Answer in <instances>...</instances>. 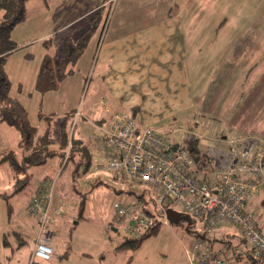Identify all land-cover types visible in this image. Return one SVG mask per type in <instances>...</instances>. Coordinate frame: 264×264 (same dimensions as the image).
Returning a JSON list of instances; mask_svg holds the SVG:
<instances>
[{"label": "crops", "instance_id": "1", "mask_svg": "<svg viewBox=\"0 0 264 264\" xmlns=\"http://www.w3.org/2000/svg\"><path fill=\"white\" fill-rule=\"evenodd\" d=\"M59 1L48 0V4L44 3V0L28 1L27 19L16 25L12 31V37L20 48L10 53L7 58L6 69L10 80L12 67L16 64L14 70L17 69L21 73L19 82L22 83L25 77L34 75L36 82L45 53L60 54L49 51L50 45H61L53 43L46 46L48 39L56 32L73 27L77 19L87 17L86 23L66 34L76 39L90 28L91 16L98 8L104 5L106 10H109L112 5V9L109 10L104 24L92 34L82 54H89L94 65L91 92L87 104L84 105L94 117L89 121L92 131L86 136L84 126L81 127L82 133L80 132L76 139L73 136L77 141L73 152L69 144L62 149L56 138L52 145L56 155L50 158L60 157L62 162H67L77 154L78 157L74 160L84 163V172L92 166L107 171L96 164V157L100 154L96 138L97 124L108 126L116 112L125 111L131 113L140 126L153 125L160 128L169 119L193 111L196 100L204 102L205 93L212 87L217 74L219 79L214 95L206 99L208 105L205 107L208 109L211 103L216 104L219 116H232L236 131L239 129L242 132L236 138L228 140L232 145L230 156L226 158L229 162L225 168L228 169L233 163L240 161L241 150L246 144L257 142L258 148L264 145V0H114L113 4L111 0H99L88 6L79 16H73L71 7H67L69 0ZM54 5L63 12L62 16L58 15L53 20L49 12ZM67 13L70 15H66ZM34 42H41L43 48L38 65L33 63L39 58L36 52H30L33 54L32 58L25 56L27 52L16 56L15 59L10 58L12 54ZM194 78L201 79L202 83L195 87ZM79 87L78 84L76 88ZM195 90H198V95ZM49 93L48 91L42 94L43 100ZM15 97L23 102L20 96ZM7 124L0 122V143L5 139L10 144L5 147L0 145V155L5 151L14 150L16 156L21 159V133ZM49 125L54 126V130L58 128V124L50 122ZM47 127L48 125H45L43 132L38 129L39 134L44 133ZM176 136L180 137L179 134ZM12 141L16 142L15 147ZM64 149L68 151L65 152ZM85 149L89 151L87 161L82 157ZM203 154L209 158L205 152ZM213 167L211 164L206 167L207 177L213 176L209 173ZM9 168L12 173L11 183L14 182L15 186L16 180L10 166ZM30 168L28 177L32 173ZM23 177L24 175H20V178ZM46 177L56 178L55 186L57 185L58 173L55 176L38 177L32 185L31 196L23 210L24 215L33 218L30 220L35 222L34 247L38 219L28 214L26 207L36 188ZM248 177L264 181V164L257 174ZM54 190L56 191V188ZM59 194L60 192L56 193L55 198H58ZM54 201L56 205L54 204L52 209L55 218L52 237L58 221L54 213L58 210V201ZM244 210L253 214L255 221L264 231V182L244 205ZM114 217L116 218L115 213ZM5 224L0 228V248L3 259L9 261L5 252L12 245L9 236L13 232L21 237L20 232L25 229L26 222L12 226L10 218ZM222 227V237L231 238L234 244L240 242L235 225ZM113 230L118 229L113 226ZM238 245V249L247 248L246 243ZM258 264H264V259Z\"/></svg>", "mask_w": 264, "mask_h": 264}, {"label": "rangeland", "instance_id": "2", "mask_svg": "<svg viewBox=\"0 0 264 264\" xmlns=\"http://www.w3.org/2000/svg\"><path fill=\"white\" fill-rule=\"evenodd\" d=\"M97 1L99 0H69L67 7H71L73 16H79L88 6ZM56 2L60 1L56 0ZM62 4L64 3L62 2ZM62 12L54 5L50 9L49 15L54 20L56 16H62ZM87 20V17L79 18L73 27L58 33L66 36L76 27L86 23ZM53 43L51 42V44ZM41 45V42H34L12 54L10 58L15 59L16 56L26 52H36L39 58H37V62L33 63L38 65V59H40L41 50H43ZM62 49V46L50 45L49 47V51L55 54H62ZM88 55L82 56L72 66L74 73L61 80L58 87L49 91L50 93L44 100L42 94L35 88V75L25 77V81L21 83L19 82L21 73L17 69L14 70L16 64L12 67L10 95L22 98L28 109L31 122L38 127L39 131L43 132L45 125H49L50 122L58 124L59 127L68 113L71 114L70 139L73 136L76 139L79 133H82V126H84V135H90L92 125L89 121L94 117L88 109H85L84 105L87 104L91 92L94 65ZM208 73L209 71L206 74L208 75ZM218 75L215 76L212 87H209L208 92L205 93L204 102L196 100L193 111L169 119L160 126L174 135L179 134L184 145H189L197 139L200 142L197 141L199 151L209 155L208 162H214L212 171L209 170L213 176L216 172L224 171L229 162L226 158L230 156L232 144L228 140L242 134L239 129L236 131L232 116H219L216 104L211 103L208 109L205 107L208 105L206 99L214 95L213 92L219 79ZM193 80L195 87L202 83L201 79L194 78ZM78 84L79 89L76 88ZM195 91L198 95V90ZM77 111H81L82 114L76 116ZM5 123L7 124V122ZM10 126L20 133L16 126ZM224 136L227 137L224 138ZM12 142L15 147L16 142ZM9 144L10 142H6L5 139L3 143H0L4 147ZM88 152L87 149L83 152L82 157L85 161H87ZM77 157L76 154L74 159L76 160ZM74 159L62 162L60 157H54L49 158L44 164L31 167L32 173L27 178L26 184L17 191H14V182L11 183L12 173L8 164L0 166V228L6 225L5 223H8L10 218L12 226L26 222L25 229L20 232L21 237L10 231L11 247L14 249L8 247L5 250L9 260L7 261L3 259L0 248V264L30 261L35 242V222L30 220L33 218L24 215L25 203L30 198L32 185L38 177L42 175L55 176L57 173L59 179L55 186L56 191H54L57 194L60 192V194L58 198H55L56 193L55 197L53 194L49 207L52 227L55 221L52 213L54 199L58 201V210L54 211L58 221L54 227L55 233L51 241L52 257L48 260L36 258L33 264H113L127 262L129 258H131L132 264H188L185 247L193 243L196 234L204 232L203 225L199 220L192 219L191 224L187 220L161 224L159 231L147 237L138 249H116L124 236L121 230H113V226L118 227L114 217V203L117 200H122L124 195L128 201L133 199V195L129 194V189H132V186L123 183L121 179L110 172L96 169L95 166L84 172V163L76 162ZM202 163L203 160L200 159L199 164ZM9 183L11 184L9 185ZM135 189L136 191L140 190L139 187H135ZM83 201H85L84 208H82ZM175 208L180 212L178 206ZM222 228L215 231L218 238L215 242L216 246L221 245ZM238 264L249 263L239 261Z\"/></svg>", "mask_w": 264, "mask_h": 264}, {"label": "built area", "instance_id": "3", "mask_svg": "<svg viewBox=\"0 0 264 264\" xmlns=\"http://www.w3.org/2000/svg\"><path fill=\"white\" fill-rule=\"evenodd\" d=\"M81 114L76 112V116ZM96 127L100 152L96 164L132 186L129 194L133 199L128 201L124 195L114 203L117 229L124 235L137 238L158 224H169L167 210L178 206L180 212L199 220L204 228L185 247L188 264L239 263L230 257V243L216 246L212 240L215 231L226 225H235L247 240L253 257L264 259V231L253 214L244 210L264 182L248 177L257 174L264 164V145L258 148L257 142L246 144L238 163L207 177L180 137L153 125L140 126L129 112H116L110 125ZM55 184L56 178H44L26 207L27 213L38 219L29 264L36 258L52 257L49 207Z\"/></svg>", "mask_w": 264, "mask_h": 264}, {"label": "trees", "instance_id": "4", "mask_svg": "<svg viewBox=\"0 0 264 264\" xmlns=\"http://www.w3.org/2000/svg\"><path fill=\"white\" fill-rule=\"evenodd\" d=\"M28 1L0 0V122H7L20 130L21 139L19 145L23 151L21 159L16 156L14 150L3 152L0 155V165L7 163L11 167L16 180L15 191L22 189L24 184H26L28 169L31 166L43 164L48 158L56 155V150L52 148L56 138L62 149L68 146L70 140L68 122L71 114L66 116L58 129L54 130V126L48 125L47 130L39 134L37 126L32 124L29 119L28 109L24 103L18 97L10 95L11 80L6 69L7 58L10 53L20 48V45L12 37V31L16 25L27 19ZM44 3L48 4V0H44ZM108 16L109 10H106V7L102 5L92 14L90 28L80 37L73 39L70 36H62L56 32L45 42L46 46L51 44V42L61 45L64 53L59 55L45 53L35 82V88L39 93L44 94L56 89L61 80L74 73L72 66L84 53L92 34L96 32L101 24H104ZM25 56L32 58L33 54L28 52ZM197 141V139L193 140L187 146L200 170L206 176L205 170L210 162L207 161L205 154L199 151ZM76 147L77 141L73 138L71 141V151L73 152ZM79 148L82 149L81 147ZM200 159L203 160L202 164H199ZM20 175H24V177L20 178ZM84 202L82 203V208L84 207ZM160 226L159 224L156 225L137 238L123 234L124 238L117 245L116 249H138L147 237L159 231ZM238 235L240 237L238 244L246 243L247 248L238 249L240 245L234 244L231 238L222 237L220 239L221 243H230V257L238 261H247L249 264H258L260 261H263V258L253 257L247 240L241 234L238 233ZM212 240L214 242L218 240L216 234ZM113 264H132V261L129 258L127 262H116Z\"/></svg>", "mask_w": 264, "mask_h": 264}, {"label": "water", "instance_id": "5", "mask_svg": "<svg viewBox=\"0 0 264 264\" xmlns=\"http://www.w3.org/2000/svg\"><path fill=\"white\" fill-rule=\"evenodd\" d=\"M167 216L168 219L172 222H182L183 220H187L189 224L192 223V217L190 215L176 211L172 208H169L167 210Z\"/></svg>", "mask_w": 264, "mask_h": 264}]
</instances>
